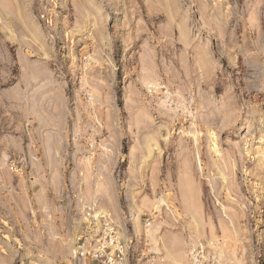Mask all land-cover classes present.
I'll return each instance as SVG.
<instances>
[{"label":"rangeland","instance_id":"374dc122","mask_svg":"<svg viewBox=\"0 0 264 264\" xmlns=\"http://www.w3.org/2000/svg\"><path fill=\"white\" fill-rule=\"evenodd\" d=\"M36 86L67 101L71 237L32 211L45 251L13 264H79L89 234L123 264H264V0H0V99Z\"/></svg>","mask_w":264,"mask_h":264},{"label":"crops","instance_id":"0c3cea01","mask_svg":"<svg viewBox=\"0 0 264 264\" xmlns=\"http://www.w3.org/2000/svg\"><path fill=\"white\" fill-rule=\"evenodd\" d=\"M36 91L34 100L23 90L4 92L0 99V238L19 240L11 245L0 239V264H13L15 254L28 249L45 251L42 244L24 243L34 229L32 211L39 213V222H51L50 235L65 236V226L71 237V216L60 215L61 203H66L61 197L66 187L63 174L71 173L67 101L61 90L54 96L44 86H36ZM11 161L25 174L22 178L10 169Z\"/></svg>","mask_w":264,"mask_h":264},{"label":"built area","instance_id":"2783aa9c","mask_svg":"<svg viewBox=\"0 0 264 264\" xmlns=\"http://www.w3.org/2000/svg\"><path fill=\"white\" fill-rule=\"evenodd\" d=\"M10 169L15 172L22 174L17 163L11 161ZM99 234V233H98ZM98 236L89 234L81 240V244L77 247L75 254L79 264L98 263V264H123L124 254L122 250H112V244L104 241L103 243L98 240Z\"/></svg>","mask_w":264,"mask_h":264}]
</instances>
